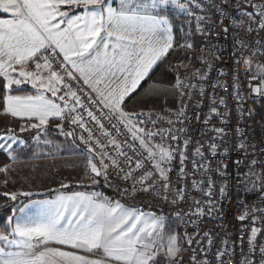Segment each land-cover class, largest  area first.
Wrapping results in <instances>:
<instances>
[{
  "label": "snow or ice",
  "instance_id": "snow-or-ice-1",
  "mask_svg": "<svg viewBox=\"0 0 264 264\" xmlns=\"http://www.w3.org/2000/svg\"><path fill=\"white\" fill-rule=\"evenodd\" d=\"M0 11L12 17L0 19V116L9 118V126L0 130V150L9 160L16 163V153L30 146L19 133L32 134L36 158L41 145L55 147L58 153L60 145H54L50 136L59 135L85 146V170L78 186L99 185L103 180L112 187L115 179L119 182L116 191L125 200L148 196L153 202L176 207L191 202L188 211L169 214L161 204L150 203L145 210L96 190L69 194L49 189L55 192L54 198L27 202L19 198H30L33 192L5 191L0 195L12 203L11 214L0 227V264H184L181 253L189 250L191 264H233L236 241L222 237L220 247L213 250V232L200 227L205 216L223 219L217 205L228 198L231 149L224 146L230 115L226 98L213 92L208 114L202 121L196 114L203 125L214 117L220 120L221 127L202 130L207 140H193L185 135L189 130L184 127L190 120L186 101L192 100L197 89L200 106L206 91L203 83L198 87L191 79L206 81L213 61L201 55L197 59L206 70L196 69L183 79L179 70L188 67L185 60L169 64L176 71L172 91L178 108L165 109L167 116L157 113L153 118L151 112L125 109L142 82L171 54L196 51L193 36L205 42L201 53L207 51L219 60L216 53L222 51L221 46L211 37L219 36L214 33L217 23L227 20L222 31L227 39L232 30L235 73L231 85L218 80L211 87L233 89L231 96L243 120L241 68L249 79L250 95L264 98V61L256 59L264 56V36L260 35L264 32V0H0ZM241 33H256V38L245 41L239 39ZM191 59L187 57L188 62ZM218 75L228 73L221 69ZM25 85L35 91H25ZM166 92L161 85H152L144 93V102ZM247 115L253 111L247 110ZM161 123L168 127H159ZM236 136L239 142L234 148L242 153L232 160L237 166L235 178L243 185L238 190L256 193L264 201V168L257 169L264 161L254 157L241 173L238 167L245 163L249 145L239 126ZM250 147L255 150L256 145ZM10 170L14 171L11 165L0 167L5 177L0 184L5 187ZM213 172L224 178L219 198L214 195ZM197 175L200 178L192 179L190 187L203 199L186 194L189 177ZM170 215L175 216L176 227L169 223ZM237 218L249 222L242 225L238 238L241 258L237 264H264V207L244 205ZM258 221L261 227L256 226ZM245 229H250L247 253L243 251Z\"/></svg>",
  "mask_w": 264,
  "mask_h": 264
},
{
  "label": "built area",
  "instance_id": "built-area-1",
  "mask_svg": "<svg viewBox=\"0 0 264 264\" xmlns=\"http://www.w3.org/2000/svg\"><path fill=\"white\" fill-rule=\"evenodd\" d=\"M254 3H260L261 0H253ZM248 11H251V9H247ZM233 15H235L234 10H232ZM213 19H216L214 16ZM228 24V21L226 20L224 24L217 23L216 28L214 29V33H219V36L213 35L211 37V41L218 43L221 46L222 51H219L216 53L220 57L219 60H213V57L208 55V52L205 51L204 53H201L199 51V57L201 55L208 56L209 60L213 61V68L209 74V77L206 81L201 82L196 77H192L191 83L196 84L198 87L201 83H203V86L205 87V95L202 98V105L198 106L196 101L200 100L201 97L199 95V92L197 89L193 90L192 100L186 101L188 103V109H187V115L189 116L190 120L185 123L184 127H186L189 131L185 133V135H188L192 137L193 140H200L205 141L209 137L208 135H202V130L206 127H212L215 125L216 127H221L220 120L218 118H213V120L208 125H203L201 122H198L196 119V114H199L200 120L202 121L204 116L208 114L209 107H210V97L213 95V92H215L217 97L223 96L226 98V102L228 104V109L230 115L227 117V125L225 126V130L229 133L227 137H225V145L230 151V158L228 159V172L229 176L226 178L229 181L228 189H227V199L223 200V202L219 205H217L218 208L221 209L220 215H222L223 219H216V218H209L208 216H205L200 224L201 231L203 230H210L213 232V242H214V249L220 247V241L222 237H228L230 241H236L235 246V255L233 258V264H237V262L240 260V252H241V245L239 241V237L241 236V228L243 224L249 223L248 221L241 222L237 217L241 214L243 211L244 205H255L258 207H264V201H262L258 194L256 193H245L244 191L238 190V188H243V185L240 184L237 179L235 178V174L237 171V166L232 164V160L241 158L242 153L240 151L235 150L234 146L236 143L239 142V139L236 136V128L237 126L241 127L245 134H246V141L249 145L248 152L249 155L245 158V163L240 165L238 167V170L242 173L246 170L248 163L254 158L257 157L260 161H264V152H261V149H264V98L254 97L250 95V89L248 88L249 79L245 76L243 69L241 68L240 74H239V83L241 87L240 94L242 96H245V102H244V108H245V116L243 117V120L239 117L237 113V103L232 98L231 93L233 89L231 87H228L225 90H221L220 88L213 89L211 87L212 84L219 81H226L228 85L232 84V76L235 73V64L234 59L231 55V52L233 50V37L231 35V29L229 31L227 39L224 38V33L222 31L223 27ZM261 36H264V32L260 33ZM200 38V47L204 45V40L202 37L198 36ZM256 38V33H252L251 35H246L244 33H241L239 39L245 40V41H252ZM247 55V53H245ZM258 61H264V56L256 58ZM206 65L201 64L200 61L195 67V69L184 75L182 79L186 76H192V74L196 71V69L206 70ZM223 69L225 72L228 73L227 76H219V71ZM187 82V81H186ZM253 84L257 83V81H252ZM178 108L177 100L175 104L173 105H165L158 109H146V110H140L136 111L137 113L144 112L145 114L151 112L153 114V118H155V114L159 113L162 115L167 116L168 113L165 111V109H172L175 110ZM251 109L253 111V115L248 116L247 110ZM225 111V109H221V112ZM175 119V117H173ZM115 122V121H113ZM91 127V125H89ZM159 127H168L166 124H159ZM105 127L108 128L109 125L107 121H105ZM149 128H151V125H148ZM81 130L77 129V132H80ZM94 132L99 134V129L94 128ZM87 135L86 133L84 134ZM120 136L119 139L121 141L124 140L125 136ZM211 135V134H209ZM103 140V137H101ZM240 139H243L241 137ZM255 144L256 148L253 150L250 146ZM191 149V146H190ZM189 155H191V150H189ZM264 168V163L258 164L257 169ZM192 164L191 162H188L187 170L191 171ZM111 171V170H110ZM213 179L216 181V191L214 192V195L219 198V187L224 182V178H221L216 175L215 172L212 173ZM199 175L196 177H189V188L188 193L194 196L196 199H203L201 193L199 192H193L190 187V182L192 179H199ZM172 180L173 182L176 181V172L172 173ZM112 187H109L113 192L114 196L108 194L102 189V185H105V182L101 180V183L99 185H92L93 190L100 191L104 195L112 198V199H120L123 203L129 204V205H139L140 207L144 208L145 210H148L150 203L152 204H161V206L164 207L165 213L174 214L181 209L184 211H188L191 207V202H185L179 205V207L172 206V205H162V202L156 201L153 202L151 197L143 196L139 199L135 200H125L123 199L118 192L116 191V187L118 186V181L113 179L111 181ZM256 215H260V213H257ZM169 223L176 227L175 223V216L170 215L169 216ZM257 227H261L259 221L257 222ZM182 231V230H181ZM188 231H192L191 228L188 229ZM250 229H245L243 232L244 239V246L243 251L247 253V235ZM260 239V237H258ZM185 247H187L185 245ZM183 256L184 264H191L189 257L191 256V251H186L181 253ZM200 257H198L199 259Z\"/></svg>",
  "mask_w": 264,
  "mask_h": 264
},
{
  "label": "rangeland",
  "instance_id": "rangeland-1",
  "mask_svg": "<svg viewBox=\"0 0 264 264\" xmlns=\"http://www.w3.org/2000/svg\"><path fill=\"white\" fill-rule=\"evenodd\" d=\"M192 41L196 46V51L187 52V53L181 52L179 54H176L174 59L171 62L167 63V64H170V63L175 64L179 60H182V59L185 60V62L188 64V67L181 68L179 70V75L181 78L184 75L190 73L188 71L191 69L193 57L195 61H198L197 58L199 57L200 46H199V49L197 47L200 42V38L197 35L193 36ZM188 56L192 57L190 62H188L187 60ZM157 79H159L160 82L162 83V84L158 83V85H161L164 89H167V92L165 93L167 97V102L172 100V98H174V93L172 91V85L175 84L176 71L170 70L169 65H167L166 68H162L161 72L157 76ZM154 85H157V84H154ZM150 86H147L145 91L149 89ZM154 90L159 91V89H154ZM165 95H161L159 97L152 98L150 100L155 99V100L164 102ZM143 98L146 99L145 95H143ZM134 110H136V108H134ZM27 142L30 145L31 139H28ZM53 143L60 145V150L58 153L56 152L55 147L54 149L52 150L48 149L47 151L45 148H41L42 151H40L39 156H44L47 158L51 156H56L58 154V156H60L61 158H58V159L52 158V159L44 160L42 163H36L35 165L33 163H26L22 167H18V166L11 167V169H14V171L10 170L9 174L11 176H14L16 179L20 180V187H21L20 190L21 191H30V189L38 190L37 188L39 187H41L42 189L46 187L47 188L50 187L52 189H57L59 191H65L66 189L60 187L61 183H69L71 185L69 188L79 190L77 181L80 180V177L83 175V172L85 170V156L83 155V156L69 157L67 155H70L71 153H74V152H85L86 149L83 146H80L81 144L78 145L77 147L76 144L72 143L70 138L66 140L63 137V140H61V142H53ZM48 153H51V154H48ZM84 183L88 184L87 181H85ZM11 186L14 187L15 184H11ZM74 187H77V188H74ZM89 188L90 189H85V188L84 189L82 188V189L84 191H92L91 190L92 186H90ZM0 193L2 192L0 191ZM2 197L3 195H0V208L6 207L12 203L8 200H6L5 202H2L1 201ZM2 204H4V206ZM161 264H163V261H161Z\"/></svg>",
  "mask_w": 264,
  "mask_h": 264
},
{
  "label": "trees",
  "instance_id": "trees-1",
  "mask_svg": "<svg viewBox=\"0 0 264 264\" xmlns=\"http://www.w3.org/2000/svg\"><path fill=\"white\" fill-rule=\"evenodd\" d=\"M199 46H200V42H199L198 47H197L198 49H199ZM175 55L176 54H171L168 57V60H167L166 63L159 65L158 67H156L149 74L150 78H146V80L142 83L141 87L137 90L138 94H135V93L133 94L134 99H129L127 101L125 110L134 111L135 112V111L146 110V109H158V108H161V107H163L165 105H173V104H175V102L177 100V96L175 94H174V98H172V100L168 101L167 103H164L162 101L155 100V99L154 100H149V102L145 103L144 102L145 99L143 98L144 91H145L147 86H150L152 84L153 85L154 84H158V83L162 84L160 82V80L157 79V76L161 72L162 68H166V66L169 65L167 63L171 62L174 59ZM198 63H199V60L195 61V59L193 57L192 66H191V69L188 72H192L195 69V67L197 66ZM134 108H136V110H134ZM8 126H9V119L3 120L1 118V116H0V130L5 129ZM11 126H13V123L11 124ZM31 154H32V152H31L30 149H21V150H19L16 153V155L19 157V160L16 163L31 162L32 161V155ZM0 157H2V160H3L4 157H3V153L2 152H0ZM42 160L44 161L45 159H42ZM16 163H12L10 160L5 159L3 162H0V167L3 166V165L16 164ZM12 188H13V186L9 185V186H7L5 188V191L11 192ZM26 200H29V199L27 198V199H25V201ZM3 206H4V204H3ZM3 208H0V219H1L0 220V227L3 226V223L6 221V217L11 214L10 213L11 204H9L8 206L3 207Z\"/></svg>",
  "mask_w": 264,
  "mask_h": 264
},
{
  "label": "crops",
  "instance_id": "crops-1",
  "mask_svg": "<svg viewBox=\"0 0 264 264\" xmlns=\"http://www.w3.org/2000/svg\"><path fill=\"white\" fill-rule=\"evenodd\" d=\"M171 14H173V13H170V15ZM12 17H11V14L10 13H3L2 11H0V19H11ZM181 19H183V17H181ZM143 83V82H142ZM24 88H25V90L27 91V92H29V93H31V92H34L35 90L34 89H32L31 88V85H25L24 86ZM20 94H23V93H20ZM1 118L3 119V120H6V119H9V118H6V117H3V116H1ZM13 123V127H15L16 126V122H12ZM67 127V126H66ZM19 135L22 137V138H24L26 141L28 140V139H31V133H28V132H25V133H19ZM50 138L53 140V142H61V140H63V137L62 136H59V135H51L50 136ZM56 143H54V145H55ZM76 145H80V142H79V140H77L76 141V143H75ZM80 146H83L84 148H85V146L83 145V144H81ZM15 147V146H14ZM41 148H45L46 149V151L48 150V149H50V150H52V149H54V147H49V146H44V145H41ZM26 149H30L31 150V152H32V161L31 162H27V163H33L34 165L36 164V163H42L43 162V160L42 159H45V160H48V159H52V158H56V159H58V158H61L60 156H58V154L56 155V156H51V157H44V156H39L38 158H36V149H35V146L34 145H31L30 144V146L28 147V148H26ZM80 151H82V150H80ZM0 152H2L3 153V160H2V157H0V162H3L5 159H8L9 160V158H8V156H7V154L6 153H4L2 150H0ZM83 152H74V153H71L70 155H67V156H69V157H75V156H83V154H82ZM67 156H65V157H67ZM24 164H26L25 162L24 163H16V164H9V165H11V167L12 166H14V167H22V166H24ZM4 166H6V165H3V166H1V167H4ZM3 179H5V177H4V175L3 174H0V181H2ZM89 183V182H88ZM11 184H15V186L12 188V192H15V191H21L20 190V180L19 179H16L14 176H11L10 174H9V183H8V185L7 186H9V185H11ZM6 186V187H7ZM4 185H2V184H0V191L3 193V192H5V188H6ZM35 188V187H34ZM74 188H77V187H74ZM79 188V190L78 189H73V188H68V189H66L65 191H62V192H66V193H71L72 191H84L83 189L85 188V187H78ZM81 188V189H80ZM83 188V189H82ZM38 190H34V189H30V191L31 192H33L34 193V195L32 196V197H30V198H28L29 200H40V199H51V198H54V196H55V192H53V191H49V189H52V188H44V189H42L41 187H39V188H37ZM85 189H90L89 187H86ZM57 190V189H56ZM91 190H92V188H91ZM9 192V191H8ZM2 200V202H5L6 200H8V198L7 197H2L1 198ZM19 199H27V198H19ZM28 200H26V202H27ZM3 205V204H2Z\"/></svg>",
  "mask_w": 264,
  "mask_h": 264
},
{
  "label": "water",
  "instance_id": "water-1",
  "mask_svg": "<svg viewBox=\"0 0 264 264\" xmlns=\"http://www.w3.org/2000/svg\"><path fill=\"white\" fill-rule=\"evenodd\" d=\"M102 189H104L107 193L114 196V192L110 188H108L107 186L102 185Z\"/></svg>",
  "mask_w": 264,
  "mask_h": 264
}]
</instances>
